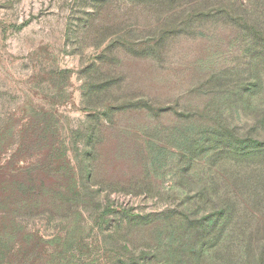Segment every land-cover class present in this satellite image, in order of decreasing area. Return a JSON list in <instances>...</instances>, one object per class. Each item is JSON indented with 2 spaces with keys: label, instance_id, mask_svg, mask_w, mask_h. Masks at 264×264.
Listing matches in <instances>:
<instances>
[{
  "label": "rangeland",
  "instance_id": "1",
  "mask_svg": "<svg viewBox=\"0 0 264 264\" xmlns=\"http://www.w3.org/2000/svg\"><path fill=\"white\" fill-rule=\"evenodd\" d=\"M248 2L0 0V264H264Z\"/></svg>",
  "mask_w": 264,
  "mask_h": 264
},
{
  "label": "trees",
  "instance_id": "2",
  "mask_svg": "<svg viewBox=\"0 0 264 264\" xmlns=\"http://www.w3.org/2000/svg\"><path fill=\"white\" fill-rule=\"evenodd\" d=\"M243 13L241 18H235L233 20H236L235 23L239 24V20H241L240 24L244 25L246 27L247 30H250L253 33V37H254V41H249L247 42L246 45V49L247 52L250 56L249 58V62L250 65L252 66V69H254V76H248L246 78V86L245 88H243V90H239L238 93V101L240 104H236L235 107L232 104L231 109H233V112L231 115V117L233 119H231V122H225L224 125H226L225 129H229V126H232V128H240L238 127V124L242 123L243 124V118L246 119L244 121H247V117L246 116H240V109L243 110L244 106L249 104L252 105L251 103V96L254 92H256L255 90H263L264 92V75H261L260 70L258 72V69L255 68V66H258L259 64H263L264 63V46H261L259 44H257L256 42L264 39V0H256L255 3L252 0H249L248 4L245 6L243 5ZM251 10L250 15L252 17H250V15H248V11ZM218 14H222L225 16H227V13L223 10H220L218 12ZM250 24V25H249ZM262 24V25H261ZM249 27V28H248ZM263 86V88H262ZM234 114H237V118L234 119ZM264 114L260 115L258 118H262ZM233 120V121H232ZM236 120V121H235ZM232 124V125H231ZM217 126V125H216ZM260 126H256V135L257 136H261L264 135V130L262 128L259 129ZM223 127H214V132L215 133H219L218 131L220 129H222ZM221 132V131H220ZM232 138V139H231ZM224 144H231L233 142V137H227V139H225Z\"/></svg>",
  "mask_w": 264,
  "mask_h": 264
}]
</instances>
